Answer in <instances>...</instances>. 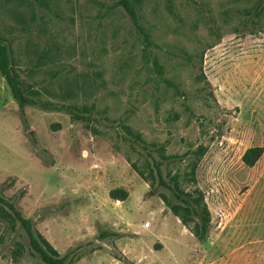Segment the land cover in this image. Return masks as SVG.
<instances>
[{"label": "rangeland", "instance_id": "1", "mask_svg": "<svg viewBox=\"0 0 264 264\" xmlns=\"http://www.w3.org/2000/svg\"><path fill=\"white\" fill-rule=\"evenodd\" d=\"M131 3L148 46L119 0H0L36 101L0 72V196L65 264H264V0ZM0 264H45L5 203Z\"/></svg>", "mask_w": 264, "mask_h": 264}, {"label": "trees", "instance_id": "2", "mask_svg": "<svg viewBox=\"0 0 264 264\" xmlns=\"http://www.w3.org/2000/svg\"><path fill=\"white\" fill-rule=\"evenodd\" d=\"M119 2L123 6V8L128 12L134 24L143 34V39L146 43V46H148L151 42L150 36L144 30V28L139 24L137 12L132 6L131 0H119ZM0 72L3 76H5L6 81L12 91V94L14 98L17 99V101L19 102L21 108H23L25 104L36 102L33 98L24 95L22 88L19 84V81L15 75V72L13 71V68L11 66L9 49L7 45L3 42L1 37H0ZM41 105L45 107L48 106V104L44 102L41 103ZM261 152H262V147L260 146L249 147L243 155L244 163L248 166H252L256 162L257 158L260 156ZM154 165L157 170L158 177H160V181L164 182V179L161 174L160 165L156 160H154ZM173 182L174 183L172 187L178 188L176 181ZM179 191L178 192L175 191V194L177 195L178 198L182 199V197L179 194ZM0 203L3 204L5 203L12 210L14 218L20 222L21 226L23 227L24 231L28 236L29 245L31 249L39 256V258L45 264H65L67 255L60 256L58 252L53 247L50 246L49 243L40 239V237L34 231L33 220L31 218L24 216L20 210H18L13 204L8 203L2 196H0ZM187 204L189 205V210L199 218V220L201 221L202 228L205 229L210 220L209 212L208 211H204L202 213L198 212L197 208L194 205L192 206V201L187 200ZM171 209L174 213L176 214L179 213L178 205H173Z\"/></svg>", "mask_w": 264, "mask_h": 264}]
</instances>
